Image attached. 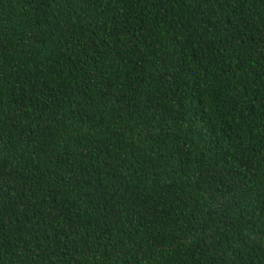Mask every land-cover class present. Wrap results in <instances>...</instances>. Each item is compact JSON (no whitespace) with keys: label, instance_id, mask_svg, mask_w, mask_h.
I'll list each match as a JSON object with an SVG mask.
<instances>
[{"label":"trees","instance_id":"1","mask_svg":"<svg viewBox=\"0 0 264 264\" xmlns=\"http://www.w3.org/2000/svg\"><path fill=\"white\" fill-rule=\"evenodd\" d=\"M0 264H264V0H0Z\"/></svg>","mask_w":264,"mask_h":264}]
</instances>
